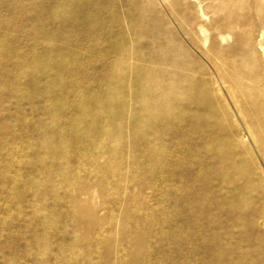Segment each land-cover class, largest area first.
I'll return each instance as SVG.
<instances>
[{
	"label": "rangeland",
	"instance_id": "1",
	"mask_svg": "<svg viewBox=\"0 0 264 264\" xmlns=\"http://www.w3.org/2000/svg\"><path fill=\"white\" fill-rule=\"evenodd\" d=\"M31 6L44 9L42 0H0V264H43L46 249L60 256L55 264H248L250 257L242 251L247 244L237 236L235 225L229 235V231L205 235L203 228H181L172 236L165 222L173 220L180 208L148 190L144 178L162 164L145 163L134 150L131 132L113 131L112 139L81 138L88 124L78 112L92 118L99 114L96 105L104 103L97 99L98 83L113 79L109 89L114 92L121 82L129 87L134 80L125 78L123 70L128 68L115 52L104 49V40L94 37L84 48L74 46L78 37L74 30L59 31L57 24L49 27L52 14L31 13ZM60 16L66 14H56L53 20ZM65 43L69 48L63 47ZM111 44L118 48L117 39ZM246 56V64L236 65L245 66L255 77L252 83L264 85L258 55ZM75 59L82 77L74 75L79 70ZM58 60L66 61L64 72L56 69ZM195 61L196 78L221 110L218 98L226 99L225 88L203 61ZM118 97L119 93L114 100ZM227 103L232 118H227L230 127L224 143L229 153L221 151L232 154L237 170L221 163L213 171L226 174L231 169L244 176L235 185L218 186L215 194L223 197L228 190L241 188L229 208L241 228L250 229L264 243V134L253 127L257 146ZM220 116L226 121L227 116ZM109 127L101 126L105 132ZM44 134L52 138L49 152L41 148ZM59 145L63 150L55 155ZM213 194L206 192L203 198ZM73 200L88 202L100 226L91 228L89 209L74 207ZM28 204L33 207L27 208ZM41 224L49 229L36 234ZM28 226L31 229L26 230ZM61 237L66 238L63 243ZM184 237L196 244L180 245Z\"/></svg>",
	"mask_w": 264,
	"mask_h": 264
},
{
	"label": "bare ground",
	"instance_id": "2",
	"mask_svg": "<svg viewBox=\"0 0 264 264\" xmlns=\"http://www.w3.org/2000/svg\"><path fill=\"white\" fill-rule=\"evenodd\" d=\"M42 2L43 10L32 6L28 9L40 16L52 14L49 27L57 24L59 31L74 30L78 34L72 43L74 46L84 48L94 37L104 40V49L115 52L128 68L123 70L125 78L128 75L134 80L132 85L129 84L130 88L127 82H121L114 92L109 89L114 83L113 79L98 83L97 99L104 103L95 104L99 114L92 118L83 116L82 110L78 112L79 119H86L88 124L89 134L85 132L81 138L92 135L97 140L104 137L112 139L113 131L119 134L131 132L134 150L145 163L153 167L162 164L144 178L148 190L153 196H159L166 203L180 208L173 220L165 222L171 227L172 236L181 228H195L198 231L203 228L205 235L212 231H229V235L230 227L235 225L239 230L237 236L247 244L242 251L250 257L248 264H264V243L250 229L243 230L234 210L229 208L241 188L228 190L223 197L220 192L215 194L218 186L235 185L244 174L238 175L231 169L226 174L213 171L217 164H229L235 169L237 165L232 154H227L229 151H226L224 143L230 127L227 118H232L227 101L257 146L259 141L253 127L264 134V85L252 83L255 77L242 68L245 66L236 65L237 61L246 64V53L256 54L264 77V0ZM56 14L66 16L53 20ZM253 35L257 36L255 41L249 39ZM113 38L118 40L117 49L111 44ZM66 43L63 47L69 48ZM86 54L90 55L91 52ZM90 56L87 58L91 60ZM194 56L212 70L225 88L226 99L224 95L218 98L222 102L221 110L217 111L210 92L196 78L197 72L193 66L197 59ZM78 63L79 60L75 59L77 67ZM105 66L102 60V69ZM65 67V60L57 61L56 69L59 72H64ZM80 68L75 76H83ZM118 93L119 97L114 100ZM222 113L227 116L226 121L220 120ZM104 123L110 126V132L101 128ZM51 139L49 135H42L43 150L49 152L47 143ZM63 147L59 145L56 153H53L59 155ZM222 149L227 153L224 154ZM261 157L264 159V154ZM57 162L60 165L62 159ZM206 192L214 194L204 199ZM71 203L74 207L89 209L93 219L91 228L100 226L88 202L73 200ZM26 207L33 206L28 204ZM34 209L38 212L36 206ZM36 214L37 217L39 214ZM210 224L218 227L209 228ZM225 224L230 226L226 227ZM47 229L48 226L41 224L35 232L37 234ZM65 239L61 237V242ZM36 242L35 238L33 244L37 249L39 246ZM189 244L196 242L184 237L180 243ZM176 245L178 250L179 243ZM44 253L46 260L43 264H55L60 259V256L49 254L47 249ZM32 264L39 263L33 261Z\"/></svg>",
	"mask_w": 264,
	"mask_h": 264
}]
</instances>
